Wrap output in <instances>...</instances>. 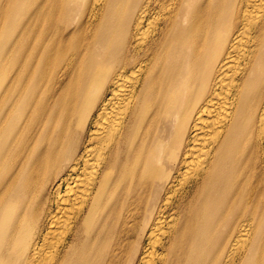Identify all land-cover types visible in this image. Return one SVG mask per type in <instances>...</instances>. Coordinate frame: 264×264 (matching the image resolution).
Segmentation results:
<instances>
[{"label":"bare ground","instance_id":"obj_1","mask_svg":"<svg viewBox=\"0 0 264 264\" xmlns=\"http://www.w3.org/2000/svg\"><path fill=\"white\" fill-rule=\"evenodd\" d=\"M0 264H264V0H0Z\"/></svg>","mask_w":264,"mask_h":264},{"label":"rangeland","instance_id":"obj_2","mask_svg":"<svg viewBox=\"0 0 264 264\" xmlns=\"http://www.w3.org/2000/svg\"><path fill=\"white\" fill-rule=\"evenodd\" d=\"M150 23L148 24V25H146L145 26V29H144V32H145V37H148L149 38V40H151L152 38H153V36H154V34H155V32L154 31H156V32H158L159 31V25H160V9L158 10V14L157 13H153V14H151V16H150ZM156 24V27L153 29V24ZM150 26V27H149ZM90 121H87L86 123H83L82 125H84V127L86 128V131L88 132L89 131V129L91 128V123H89ZM178 183H174L173 184V186H172V188L170 189V195L172 196V198H173V201L174 202H176L177 201V199L179 198V196L182 194V192L184 191V190H191V186H192V184L193 183H180V187H179V190H178V193L175 195V197L173 196L176 192V185H177ZM54 189H55V186H54V188H52L51 189V194L54 192ZM160 191V190H159ZM160 193H161V191H160ZM152 194V193H151ZM165 195H166V191L163 193V195H162V197H161V199L162 198H164L165 197ZM217 195H220V193H217ZM154 196V195H153ZM152 196V197H153ZM151 197V198H152ZM151 198L149 199V205H151V203L153 202L152 200H151ZM218 206L219 207H222L223 206V204H218ZM54 207H53V211H54Z\"/></svg>","mask_w":264,"mask_h":264}]
</instances>
